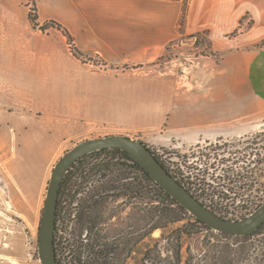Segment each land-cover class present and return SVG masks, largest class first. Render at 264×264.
<instances>
[{"label": "rangeland", "instance_id": "obj_1", "mask_svg": "<svg viewBox=\"0 0 264 264\" xmlns=\"http://www.w3.org/2000/svg\"><path fill=\"white\" fill-rule=\"evenodd\" d=\"M187 1L183 0L179 25L185 21ZM79 6L77 0H0V264H40L38 230L51 173L68 151L90 139L120 135L144 143L177 180L190 183V193L199 202L223 219H244L261 206L263 95H256L254 101L250 95L229 93V135L181 152L146 142L157 131L146 129L147 123L134 107L120 125L108 117H119L122 110L110 114L108 109H84L79 101L82 86L90 84L88 73L102 78L99 84L107 75L118 77L127 71L132 75L129 83L159 76L181 93L198 90L210 80L205 71H214L224 54L212 46L207 33L172 43L143 69L127 64L115 67L99 54H87L76 46L66 24H76L69 12ZM251 22V16L244 15L240 26L223 39L231 51L235 48L231 41L247 32ZM263 47L261 41L245 48L253 52ZM232 76L226 82L230 87L247 85L243 78ZM257 80L264 85V78ZM127 96L134 102L157 98L156 93L143 95L139 90ZM117 156L109 149L88 154L69 174L74 190L79 185L91 193L106 184L117 187L116 199L110 194L101 199L100 225L95 232L79 239L73 235L71 256L73 261L80 259L78 264H145L144 254L154 240L185 223L158 229L148 237L149 205L157 207L158 202L150 201L140 173L129 170V164ZM131 184L129 197L125 190ZM129 226L131 258L125 245ZM187 231L192 234L182 241V264H264V225L245 237L224 236L201 227ZM59 235V264H71L61 249L66 236Z\"/></svg>", "mask_w": 264, "mask_h": 264}, {"label": "crops", "instance_id": "obj_2", "mask_svg": "<svg viewBox=\"0 0 264 264\" xmlns=\"http://www.w3.org/2000/svg\"><path fill=\"white\" fill-rule=\"evenodd\" d=\"M77 4L81 6L76 12H69L76 24H66L76 46L87 54H99L115 67L127 64L143 69L172 43L202 32L216 50L224 53L214 71H205L210 80L190 93L176 91L165 77L133 84L128 80L132 75L126 71L118 77L107 75L99 84L102 78L87 74L90 84L82 86L79 99L83 108L108 109L110 114L122 110L119 117H108L109 122L120 124L134 107L147 123L146 129L157 131L146 141L151 146H171L181 152L225 138L230 124L229 93L250 95L254 101L256 95L264 96V85L257 80L264 78V47L253 52L245 48L264 41V0H188L182 25L178 21L183 0H77ZM244 15L251 16V26L231 41L235 44L231 51L223 39L240 26ZM230 75L243 78L247 85L230 87L226 83ZM136 90L143 95L156 93L157 98L134 102L127 94ZM236 111L242 113L239 107Z\"/></svg>", "mask_w": 264, "mask_h": 264}, {"label": "water", "instance_id": "obj_3", "mask_svg": "<svg viewBox=\"0 0 264 264\" xmlns=\"http://www.w3.org/2000/svg\"><path fill=\"white\" fill-rule=\"evenodd\" d=\"M103 149H117L137 163L172 200L208 229L228 236L245 237L264 224V203L241 220H226L211 212L174 179L142 142L113 135L77 144L55 164L46 190L38 230L37 252L40 264H57L54 250L56 206L60 184L71 166L80 158Z\"/></svg>", "mask_w": 264, "mask_h": 264}, {"label": "trees", "instance_id": "obj_4", "mask_svg": "<svg viewBox=\"0 0 264 264\" xmlns=\"http://www.w3.org/2000/svg\"><path fill=\"white\" fill-rule=\"evenodd\" d=\"M51 24H53L55 27L60 28L64 32L67 38L69 39L71 38L68 32L62 27H60V25H57L54 22H51ZM105 150L107 149H103L100 151H105ZM109 150H112L116 154V156L118 155L117 156L118 158L121 157L125 163H128L129 169L131 171L133 170L135 172L140 173L142 180L146 184V189L148 193L150 194V197H149L150 201L154 200L158 202L159 207L158 206L152 207L151 205L152 203H150L149 205L150 210H149V217L147 220V230H146V235L148 237L151 236V234L158 229H169L171 226L185 222L183 225L179 227L170 229L167 235H161L158 239L154 240L153 246L149 247L146 250L144 257H143V262L145 264H182V260H181L182 259L181 251L183 247L182 241L184 238H188L190 234H192L190 231L189 232L187 231V228H191V227H197V228L201 227V228H206V229L208 228L195 219H193V222H192L191 221L192 217H189L188 213L182 207H180L174 200H172L167 194H165L162 191V189L158 187L152 181V179L148 176V174L137 163H135L126 153L120 150H117V149H109ZM100 151H97V152H100ZM84 157L80 158L76 163H78ZM156 160L164 167V165L157 158ZM74 164L72 165L71 170L73 169ZM164 169L166 168L164 167ZM166 171L174 179H176V177L172 173H170L169 170L166 169ZM69 172L70 170L67 171V175ZM177 181L184 188L186 187V189L189 192L191 191V188H188V186H190V183H187L188 185H186L182 183L181 180H177ZM64 186H65V181L63 178L60 184L59 192H58L59 198L62 195ZM131 187H132V184H131ZM131 191H132V188H131ZM221 235H224V234H221ZM56 261H57V264H59L60 262L59 259H57ZM79 262H80V259L79 260L77 259V264Z\"/></svg>", "mask_w": 264, "mask_h": 264}, {"label": "flooded vegetation", "instance_id": "obj_5", "mask_svg": "<svg viewBox=\"0 0 264 264\" xmlns=\"http://www.w3.org/2000/svg\"><path fill=\"white\" fill-rule=\"evenodd\" d=\"M72 167V166H71ZM71 172V168L69 169ZM130 170V169H129ZM70 172L66 173L64 176L65 186L62 192L61 197L57 199L56 206V218H55V230H54V250L56 260L58 257L59 250V241L61 236L59 234H64L66 237L63 241L62 251L67 252L66 256L71 259V264L76 263L77 259L72 260L71 252L75 249L73 245V235L76 237H89L91 236L96 229V226L100 225V204L101 199H103L106 194L112 195L113 199H116V190L112 184H106L105 187L98 191L89 192L85 187L80 189V185L74 190L72 188ZM99 176V175H98ZM130 176V174H128ZM128 180H131V178ZM127 181V180H126ZM131 185H126L125 193L131 197ZM121 192V191H120ZM113 219H115L113 217ZM71 238L72 241H68V238ZM132 232L131 227L129 226L128 234L126 236L125 245L128 248L129 258H131V247H132ZM114 242L117 240L114 238ZM70 244V245H69ZM72 244V245H71Z\"/></svg>", "mask_w": 264, "mask_h": 264}]
</instances>
